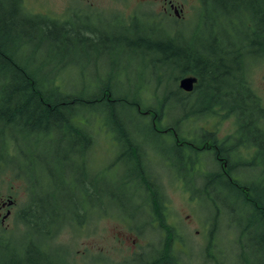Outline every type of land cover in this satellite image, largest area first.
<instances>
[{"label": "trees", "instance_id": "16d2710c", "mask_svg": "<svg viewBox=\"0 0 264 264\" xmlns=\"http://www.w3.org/2000/svg\"><path fill=\"white\" fill-rule=\"evenodd\" d=\"M0 2V138L3 156L13 158V163L3 169L9 168L24 179L37 180L39 190L46 179L49 183L46 188H50L47 201L51 206L43 211V203L39 202L41 206L33 211L32 219L27 205L18 214L25 225L30 223L34 229L36 243L45 236L46 224L53 229L50 220L57 210L60 213L68 207L62 203L67 180L73 185L81 183L85 197V193L90 194V185L94 187L92 178H96L98 204L104 205L99 208L100 216L110 201L103 198L100 201L102 196L125 194L129 205L144 204L151 196L164 194L163 184L151 185L150 179L160 181L164 173L178 174L186 179L183 188L191 200L195 197L207 200L213 209L209 233L204 236L206 243L201 245L203 260L227 264V251L218 248L219 239L224 236L235 244L240 264H264V127L261 126L264 106L250 86L248 75L249 63L264 60V0H198L201 5L197 6V17L208 38L193 42L183 40L177 32L170 33L160 18H149L143 24L139 15H132L128 25L127 18L121 16L131 28L123 32L128 35L117 38L114 35L112 40L123 41L134 53H144L153 75L157 76V90L165 84L169 87L164 103L173 102L170 111L165 110V104L158 107L138 93L130 96L117 88L97 85L85 90L63 86L62 71L73 67L69 58L77 64L79 54L66 57L58 53L63 45L61 39L73 33L72 23L76 20L28 12L23 0ZM84 29L95 35L92 25L84 23ZM16 39L21 43H17L18 50L12 48ZM29 39L50 42L51 54L46 59L51 63L57 59L59 63L48 70H43L39 61L34 66L30 64L36 54H22L20 48ZM165 69H171L172 73L164 74ZM188 75L197 78L192 92L180 87V79ZM167 76L170 79L164 78ZM95 80L100 84L99 76ZM157 90L154 96L158 95ZM178 108L181 113L175 120L172 116ZM201 116L202 120L215 116L220 120L233 119L235 132L218 146L227 158L228 168L224 171L216 159L217 164L207 175L194 172L189 177L190 168L180 161L186 155L187 141L192 137L197 145L215 139L210 133L201 137L198 132H190ZM174 132L177 136H173ZM165 133L170 134L168 140H164ZM146 136L161 137L163 142L155 144ZM100 139L108 141L107 148H119L117 156L125 166L124 173L112 179L102 169L103 163H98L96 174L89 170L93 166L91 148ZM134 148L157 161L140 165V159L132 158ZM243 150H248L245 152L251 155L250 159L236 158ZM250 170L255 176H247ZM10 234V230L0 228V264L48 262L42 248L12 246Z\"/></svg>", "mask_w": 264, "mask_h": 264}, {"label": "rangeland", "instance_id": "374dc122", "mask_svg": "<svg viewBox=\"0 0 264 264\" xmlns=\"http://www.w3.org/2000/svg\"><path fill=\"white\" fill-rule=\"evenodd\" d=\"M0 1L8 3L7 0ZM173 1L177 4L180 15L176 14L173 9H164L160 0H23V3L25 10L28 12L48 15L63 20L68 18L69 21L76 20L72 23L73 33L61 39L63 45L61 52L58 53L65 54L66 57L69 54H79L77 64L74 63L73 59L69 58L73 63V67L62 71L61 81L64 84L63 86H77L85 90H91L97 85L117 88L120 92L130 96H135V93H138L143 100H150L152 104L160 107L162 104H165L164 101L169 87L165 84L161 89L157 90V76L153 75L154 70L144 53L132 52L126 46V43L123 41L119 42L115 38L120 37L122 34L128 35V33L123 32L131 28L126 25V22L128 25L131 24L129 23V17L132 15H139V21L143 24L149 18H160L170 33L177 32L178 36H182L183 40L189 42L201 41L203 38H208V33L203 29V25L199 17H197L199 8L196 6L197 0ZM8 10H10V6ZM121 16L127 18L126 22L125 18ZM84 23L92 25L95 28V35L85 31ZM123 25L127 28L124 29ZM75 30L79 33V37H77L78 34H76ZM114 35L116 36L113 41ZM13 42L15 44H13L12 48L18 50L17 43L19 44L20 42H17V39ZM20 48H22V54H28L29 56L30 54H36L37 58L32 59L29 63L34 66L35 62L39 61L43 70H48L55 63H59L57 59H54L52 63L46 59L47 54H51L50 42L48 44L46 40L38 42L29 39L22 42ZM249 66L250 86L259 95L264 106V60L254 61L252 65L249 63ZM55 67H60V65ZM170 73H172L171 69L164 70V74L170 75ZM96 76L100 77V84L95 80ZM164 78L170 79L168 76ZM155 90L158 91L157 96H154ZM166 103L165 110L170 111L173 102L166 101ZM180 113L181 110L178 108L176 114H174L175 116H172V118L176 120L175 117L180 115ZM171 114L173 113L171 112ZM200 118L199 121L203 119V116ZM207 121H202L201 123L195 122L193 126L200 127L206 124ZM212 123L213 120H211L210 124ZM262 124L264 127V120ZM220 125L219 140L235 132L236 126L233 119L221 120ZM169 136L170 134L165 133L164 140H168ZM147 137L148 140L153 141L155 144L163 142V138L161 137ZM98 143L99 146H96V148H99L97 160L101 164L106 159L104 149L107 148L108 141L105 140L104 142V140L100 139ZM3 153V139L0 138V160L4 163L1 164L0 162V166L2 167L0 168V193L15 196L18 204L14 207V211L18 213L21 211V208L26 207V185L22 177H17L9 168L7 170L3 169L13 163V158L6 157L7 155L3 156ZM204 157V154L198 155L197 162H195L197 168H204ZM247 157L250 158L251 155L248 154ZM103 167L104 164L102 165ZM111 171L119 172L120 168L119 166H113ZM252 172L253 170L246 172L247 176H255V173ZM169 175L164 173L163 177L165 189L169 196L168 201L171 206L170 213H172V218L177 221L178 227L182 234H184L182 236L183 241L189 244H187L189 254L192 252L193 255L190 262L191 264H209L203 260L204 247L202 248L201 245H205L206 243L204 236L209 233V221H211L209 218L213 215V209L208 206L207 200L197 197L191 200L189 194L178 184L177 180ZM106 199L110 198L106 197ZM112 202L109 201V204H112ZM14 211L2 222L1 216L5 212L3 213L0 210V228H6L11 231L9 242H11L12 246H28L31 243L34 229L21 221H17ZM120 230L121 228L117 226L115 221L112 222L108 219L99 218L96 236L97 243L106 244L113 242L115 233ZM179 234L181 235V233ZM79 235L80 232L65 231L59 237V240L56 242H60L69 249L66 250L65 258L63 255L59 257L58 255L60 254L53 252V254H56L53 256V260L57 264H71L72 251L74 253L81 251L77 255L75 263L72 257L74 264H87L91 239L89 234L81 233V236ZM218 248L227 251L225 255L227 264H240L236 260L237 248H235V244L227 241L226 237L222 236L219 239ZM207 258L209 260L208 256Z\"/></svg>", "mask_w": 264, "mask_h": 264}, {"label": "flooded vegetation", "instance_id": "af4514ba", "mask_svg": "<svg viewBox=\"0 0 264 264\" xmlns=\"http://www.w3.org/2000/svg\"><path fill=\"white\" fill-rule=\"evenodd\" d=\"M161 1L164 9H173L176 14L180 15L177 9V4H175L173 0H160V2ZM200 5L201 4L198 3L197 0L196 6ZM211 120H213L212 124H210ZM202 121H207V123L201 126L197 125L200 127L193 126L190 132H198L201 137H206V133H210L213 138L218 140L216 142H213L215 139L212 141L207 140L196 145L193 143V138L190 137V141H187L189 146H186L184 149L186 155L180 159L181 162H184L187 165L186 167L191 169L190 171L188 168L189 177H193L192 174H194V172H202L204 176L207 175L210 168L217 164V162H215L216 159L221 163V167L224 171L228 168L227 158L218 150L219 144L221 145L224 143L225 139H227L226 136L222 138V140H219L220 138L218 136L221 126L220 118L218 116L208 117L201 120L200 123ZM261 126H263V124H261ZM173 136H177V132H174ZM190 136H193L192 133ZM229 136H231V134ZM228 140L231 141L230 139ZM73 149L80 150V148H67L69 151H72ZM134 149L135 152L132 158H135V160L138 161L140 159V165L146 166L151 161L154 163L157 161L152 155L149 156L146 155V152H140V148ZM98 150L99 148L96 147L91 148V151H94V155L91 159L93 166L89 168L92 175L96 174L98 169ZM104 151L106 152V159L102 162L104 164L102 169L106 170V174L108 173L109 177L112 179L115 175L117 176L124 173L125 166L121 164L120 158L117 156L120 153L118 152L119 148H105ZM245 151L248 152V150H243V153H240L236 158L243 160L245 159V156L248 158L247 155H243L246 153ZM202 154L205 155V166L200 169L196 167L195 162H197L198 155ZM113 166H119L120 171L112 172L111 168ZM48 170V168L45 169L44 173H47ZM163 176H161L162 179L160 181H158V179H150L148 181L151 185L153 183H162V189H164L163 195L155 197L151 196L152 199L150 201L144 204L136 203V206H131L127 203L128 200L125 198V194L122 195L124 199L121 195H114L109 199L111 202L113 201L112 204L107 203L106 211L101 213L100 216L99 208H104V205L99 207L98 204L99 198L96 189V178H92L91 182H93L94 187H91L90 185V194L87 195L85 193V197L82 196L83 192H81L82 190L80 189L81 183L77 182L76 184V182H74L73 185L71 180H67L66 185H64L68 186V188L65 189L67 193L65 198H63L62 203L65 202L68 207H64L60 210V213L57 210L56 215L51 218L50 221H52L54 225L52 230L49 229V224H46L43 228L44 232H46V237L44 236L42 239H37V242L40 243L34 241L35 236L34 233H32L33 235L30 245L37 247L38 249L42 248L43 251L45 250L43 254L46 256L45 258L48 259L46 264H57V262L53 260V256L60 254L58 255L59 257L63 255L65 258L66 250L69 248L56 241L59 240V237L65 233V231L80 232L79 236H81V233L89 234L91 239L90 253L86 262L87 264H191L190 261L193 258V255L192 252L189 254V244L183 241L182 236L184 234H182L177 225V221L172 218V213H170L171 206L168 201L169 196L165 189ZM171 177L177 180L182 188L184 187V182L186 181L185 178L179 177L178 174L175 176L172 175ZM24 181L27 193V213L30 217L29 219H32L34 212L37 211L36 209L38 205L41 206L39 202L43 203L41 206L43 211L51 206L47 201L50 188H46V185L49 187V183L46 179L44 181L42 180V188L39 190L40 183L37 180L28 178L24 179ZM120 181H122V179ZM185 192L188 193L186 190ZM189 196L191 197L190 194ZM102 198L103 200H106V197L102 196L100 201ZM136 199H139V197L137 196ZM17 204L14 195H4L0 193V210L3 211V213L5 212V214H2L1 216L2 222L7 216L13 213L14 207L17 206ZM14 213L16 214L15 219L21 221L18 216L19 212L17 213L14 211ZM99 218L108 219L112 222L115 221L117 226L121 228L120 231L115 233L113 242L106 244L97 243L96 236ZM47 219L49 220V217ZM122 228L125 229L122 230ZM179 233H181V235ZM53 252H56V254H53ZM80 253L81 251H76L75 253L72 251L71 260L72 257L73 260H76L77 255Z\"/></svg>", "mask_w": 264, "mask_h": 264}, {"label": "water", "instance_id": "95a60500", "mask_svg": "<svg viewBox=\"0 0 264 264\" xmlns=\"http://www.w3.org/2000/svg\"><path fill=\"white\" fill-rule=\"evenodd\" d=\"M197 82V78L193 76H184L180 79V87L185 91H192L195 83Z\"/></svg>", "mask_w": 264, "mask_h": 264}]
</instances>
